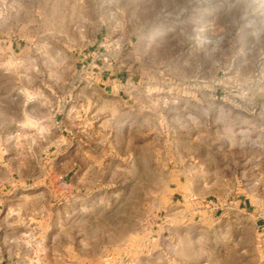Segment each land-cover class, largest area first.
<instances>
[{
    "label": "rangeland",
    "instance_id": "374dc122",
    "mask_svg": "<svg viewBox=\"0 0 264 264\" xmlns=\"http://www.w3.org/2000/svg\"><path fill=\"white\" fill-rule=\"evenodd\" d=\"M0 264H264V0H0Z\"/></svg>",
    "mask_w": 264,
    "mask_h": 264
},
{
    "label": "crops",
    "instance_id": "0c3cea01",
    "mask_svg": "<svg viewBox=\"0 0 264 264\" xmlns=\"http://www.w3.org/2000/svg\"><path fill=\"white\" fill-rule=\"evenodd\" d=\"M98 55H95V57H97ZM93 60H94V64L92 65V68L93 69H98V66H97V61H95V59L93 58ZM111 66V65H110ZM105 74H107V72L106 73H104L103 71H101V70H99L98 69V72H97V75H98V77L100 78V79H105V83H107L108 82V77L106 76L105 77ZM110 75H112V73H110V74H108V76H110ZM118 81V80H117ZM111 83L113 82V83H115L116 82V79H112L111 81H110ZM239 205H241V203H239Z\"/></svg>",
    "mask_w": 264,
    "mask_h": 264
}]
</instances>
